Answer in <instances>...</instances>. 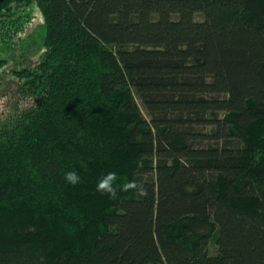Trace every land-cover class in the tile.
I'll return each instance as SVG.
<instances>
[{"label": "trees", "instance_id": "trees-1", "mask_svg": "<svg viewBox=\"0 0 264 264\" xmlns=\"http://www.w3.org/2000/svg\"><path fill=\"white\" fill-rule=\"evenodd\" d=\"M0 17V264H264V0ZM108 172L146 194L96 191Z\"/></svg>", "mask_w": 264, "mask_h": 264}, {"label": "clouds", "instance_id": "clouds-1", "mask_svg": "<svg viewBox=\"0 0 264 264\" xmlns=\"http://www.w3.org/2000/svg\"><path fill=\"white\" fill-rule=\"evenodd\" d=\"M65 180L75 186L80 182V177L75 171H68L64 176ZM117 174L108 172L104 174L97 182L96 191L107 194L110 199H116L118 192L138 191L141 195L146 194L143 183L138 180L127 181L121 185H116Z\"/></svg>", "mask_w": 264, "mask_h": 264}, {"label": "rangeland", "instance_id": "rangeland-1", "mask_svg": "<svg viewBox=\"0 0 264 264\" xmlns=\"http://www.w3.org/2000/svg\"><path fill=\"white\" fill-rule=\"evenodd\" d=\"M24 14L25 15L28 14L27 19H26L28 20V23L26 25L27 26L26 32L25 34H23L22 38H26L28 34H31L32 32H34L36 28H38L43 23L42 12L36 4L29 7L27 11L24 12ZM31 60H32V63H35L38 60V55L35 56V53L32 54ZM14 61L15 59L13 57L8 62V65H7L8 72L11 71L12 67L14 66V63H15ZM8 72L5 73V75L0 79V116H2L4 112L8 113L10 111L7 107L5 109V102L7 100L8 101H11V100L9 97L8 98L3 97V94L5 93L6 89L14 87L16 85V82L12 80V77Z\"/></svg>", "mask_w": 264, "mask_h": 264}, {"label": "flooded vegetation", "instance_id": "flooded-vegetation-1", "mask_svg": "<svg viewBox=\"0 0 264 264\" xmlns=\"http://www.w3.org/2000/svg\"><path fill=\"white\" fill-rule=\"evenodd\" d=\"M27 9L28 7H25V6L19 7L18 8V10L20 11L19 16H21L22 18L25 17V19H27L28 14L27 15L24 14V12L27 11ZM0 23L1 24L3 23V19H1V17H0Z\"/></svg>", "mask_w": 264, "mask_h": 264}]
</instances>
